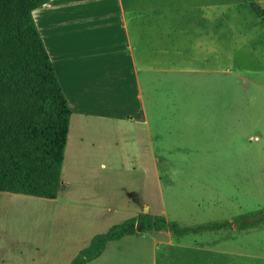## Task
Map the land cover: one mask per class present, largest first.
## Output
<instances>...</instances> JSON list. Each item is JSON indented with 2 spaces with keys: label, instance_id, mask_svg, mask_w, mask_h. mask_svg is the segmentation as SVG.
Segmentation results:
<instances>
[{
  "label": "rangeland",
  "instance_id": "374dc122",
  "mask_svg": "<svg viewBox=\"0 0 264 264\" xmlns=\"http://www.w3.org/2000/svg\"><path fill=\"white\" fill-rule=\"evenodd\" d=\"M242 10L256 18L248 4ZM253 32L264 38V23ZM234 53L228 67L197 65L179 74L188 86L160 90L151 143L127 121L76 133L73 120L58 198L0 192V264H71L94 236L144 214L191 227L264 210V53ZM169 234L125 237L89 264H182L179 251L189 264H264V224Z\"/></svg>",
  "mask_w": 264,
  "mask_h": 264
},
{
  "label": "crops",
  "instance_id": "0c3cea01",
  "mask_svg": "<svg viewBox=\"0 0 264 264\" xmlns=\"http://www.w3.org/2000/svg\"><path fill=\"white\" fill-rule=\"evenodd\" d=\"M251 1L264 6V0ZM247 4L242 0H49L34 10L35 24L71 110L69 131L73 120L76 133L97 121H127L145 127L151 143L150 117L158 119L165 103L160 102L159 92L164 87L180 88L182 71L196 72L197 65L212 71L214 62L217 68L228 67L236 61L229 57L236 50L262 57L264 38L253 31L264 21L242 15ZM119 83L123 90L115 89ZM66 185L62 177V186ZM138 230L130 236L148 233ZM186 252H176L182 264H189L190 252Z\"/></svg>",
  "mask_w": 264,
  "mask_h": 264
},
{
  "label": "trees",
  "instance_id": "16d2710c",
  "mask_svg": "<svg viewBox=\"0 0 264 264\" xmlns=\"http://www.w3.org/2000/svg\"><path fill=\"white\" fill-rule=\"evenodd\" d=\"M48 1L0 0V192L55 200L63 187L71 110L33 18ZM247 3L264 21V9ZM138 220L139 233L168 230L186 237L257 227L264 224V210L191 227L147 214ZM135 227L130 219L94 236L71 264L98 259L108 243L134 235Z\"/></svg>",
  "mask_w": 264,
  "mask_h": 264
},
{
  "label": "water",
  "instance_id": "95a60500",
  "mask_svg": "<svg viewBox=\"0 0 264 264\" xmlns=\"http://www.w3.org/2000/svg\"><path fill=\"white\" fill-rule=\"evenodd\" d=\"M140 226H141V224L138 223V224L136 225V230H138Z\"/></svg>",
  "mask_w": 264,
  "mask_h": 264
}]
</instances>
